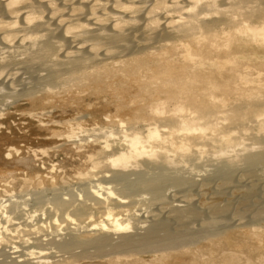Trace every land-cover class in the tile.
<instances>
[{"label": "bare ground", "instance_id": "6f19581e", "mask_svg": "<svg viewBox=\"0 0 264 264\" xmlns=\"http://www.w3.org/2000/svg\"><path fill=\"white\" fill-rule=\"evenodd\" d=\"M50 11L58 24L47 23ZM157 11L169 17L161 21ZM219 15L264 42V0H0V62L22 61L17 74L31 81L19 90L0 80V100L76 94L83 105L109 96L84 106L122 128L95 132L104 164L80 163L73 175L56 174L55 164L41 171L28 154L37 147L22 145L29 135L0 130V189L19 184L17 195L0 198V243L11 235L22 244L0 248V264H53L52 252L69 262L83 254L85 264H252L264 255V84L233 53H220L231 40L211 25ZM173 31L184 32L188 61L164 41ZM245 55L264 71V48ZM134 104L155 112L143 116L145 133L124 124ZM55 122L62 128L51 136L80 140L81 123ZM34 183L40 191L30 190ZM224 190L232 199L219 198Z\"/></svg>", "mask_w": 264, "mask_h": 264}, {"label": "rangeland", "instance_id": "374dc122", "mask_svg": "<svg viewBox=\"0 0 264 264\" xmlns=\"http://www.w3.org/2000/svg\"><path fill=\"white\" fill-rule=\"evenodd\" d=\"M10 13L12 16L13 15L17 16L18 14L16 12H10ZM56 14L57 13H55L54 11H50L48 14L47 23L58 24V22L54 21L53 19L54 16L58 17V15ZM168 14L169 12L157 11V18H159L161 21H165V19L169 17ZM215 19L216 20H214L211 23V25L217 30L220 36L231 40L230 47L225 48L223 45H221V47L219 48L220 53H233L234 57L240 60L239 62L240 66L245 71V73L251 77L252 82L257 84L260 83L264 84V71H257L256 67L253 64L244 62V60L246 59L245 52L251 49L254 52H256V50L264 48V42L261 39L251 40L242 32L241 29L236 30L232 28L231 25L228 22H226L227 18L223 15H219ZM17 20L19 21L22 20V17H18ZM47 26L48 25L46 24L45 26L46 29H48ZM38 33L41 34L43 32L40 30ZM43 37H44V41H46L45 44L49 46V48L52 49L53 52H55L56 47L54 46L53 42L48 41V35L44 33ZM166 37L167 36H163L164 41L172 45L170 46V50L176 56H178L182 61H188L189 58L187 56V52L184 50V45L186 44V38L184 32L173 31L171 37H167V38ZM164 41L163 40L159 41V43L157 44V49L160 48L161 44H163ZM203 50L206 49L203 48ZM207 54L209 56H213L214 50L213 49L208 50ZM256 56H260V55L256 54ZM262 58L264 59V55L262 56ZM262 62L264 63V60H262ZM15 63L18 64L15 66ZM20 63H22V61H17L16 59L4 60L0 62V80L7 82V85L14 86L15 89L23 90L24 88L27 87V84L31 83V81L27 80V75L17 74V71H19L22 66V64ZM214 63L215 64L212 67L217 68L219 63L218 62H214ZM205 64H208L210 67L212 65V63H205ZM3 75L5 77L1 78ZM225 75L228 76V74ZM84 93H87V91H84ZM163 95L169 96L168 94H163ZM108 97L109 96L106 97L103 96L101 97L102 99L101 98L98 99L97 102V100L94 99L95 97L91 96V98L88 97L87 100L85 99L87 102L85 101L83 105L76 102V100L79 98L78 95L76 94L72 96L63 95L60 97H55L51 101H46V102L43 101L41 103L36 101L32 102L23 96L12 97L11 99L8 98L6 101L0 100V130L2 131L19 130L25 132L27 136L29 135V140H27V142L24 141L21 142L22 145L23 143H28L30 145L33 144L35 148L37 147L36 156H34V152L32 151H29L28 154L30 156L32 155V157L34 158V163L36 164V166H39L41 171L46 172L47 171L46 168L50 167L51 164H55L56 169L54 171L56 174L65 171L67 175H73L76 172V168L77 166H79L80 163H86V164L94 163L96 165L101 164V166L102 164H104V158L101 156L103 139H95L94 137L95 132L101 133L106 129H113L117 132L122 131V128L119 125H117V123L115 125L108 123L100 113H97L96 116V114L91 111L92 106H90L89 109L87 106H84V104L86 103L92 105H98L102 101L103 102L107 101L109 99ZM229 98L232 101H236L241 99L242 96L231 95L229 96ZM70 102H72L73 104H71ZM152 106L154 105L152 104ZM112 107L113 106L109 107L107 113H112L114 111V108ZM152 110L153 108L148 104L130 105L126 107L127 112L122 114V117L124 119V124H128V122L133 123L134 126H137L142 132L145 133L146 127L144 125L145 122L143 116L147 113L155 114V112H153ZM90 112L93 113V116L90 115ZM64 120H67L68 122L74 124V126H77L76 125L77 122L81 123V126L74 130V135L75 137H78L80 139L79 141H71L70 138L67 137L65 134H62L59 137L51 136L49 134L50 128H51L50 130H52V128H55V130L57 129L59 130L62 128L61 123L55 121L61 122ZM1 148L4 149L5 147L3 148V146H1ZM101 166L100 167L97 166L95 167V169L99 170ZM10 167H12V165L3 164L2 169L4 168L10 169ZM2 177L3 175H0L1 184L4 181L3 179H1ZM31 186L29 187L31 191L32 189L40 191L42 187L40 184L37 183H34L33 186L32 187ZM6 190L7 191L4 192L0 189V198L9 200L10 194H16V195L18 194L17 192L19 190L18 182L11 181V183L6 187ZM227 192L230 193L228 190H226L225 192L222 193L223 195H221L219 198L222 199L228 196L227 197L228 199H232L233 197L232 193L228 195ZM52 193L53 191L50 190L47 186L46 195L51 196ZM8 200L6 201L7 209L9 211H12L11 204L9 203ZM42 206H43V210H45L47 213L50 212V208H48L45 204ZM35 208L36 205L32 204L31 209H35ZM228 210L226 211L227 213ZM0 222L4 223V218L1 216V214H0ZM8 224L9 227L12 228L13 220L9 221ZM64 224L65 223L62 224L63 230H65V228L67 227ZM51 225H53L52 222ZM10 234L18 235V233H16V231L14 230H12ZM228 234H230V232ZM10 236L11 235H7L5 237V240L0 243L1 249L8 251L10 245H12L13 243L22 246L21 240L13 237L10 238ZM28 246H33V244H29ZM244 248H242L243 251L245 250L243 252V255H246L247 253L249 254L250 247L248 248V246H245ZM54 255L55 252H52L48 256L53 264H85L87 262V259H85L83 254H80L77 257H75L76 260L73 262H69L68 259L63 256L54 257ZM143 256L146 259H149L150 254L145 253ZM260 256H264L263 253L253 256L254 258L252 259V264L253 263L261 264L260 259H258ZM32 260L33 259H31V261L25 264H36L32 262ZM221 263L223 262H219V264ZM3 264H11V263L7 262ZM224 264H228V263L224 262Z\"/></svg>", "mask_w": 264, "mask_h": 264}]
</instances>
